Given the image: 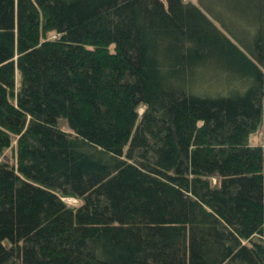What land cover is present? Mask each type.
<instances>
[{"label":"trees","instance_id":"obj_1","mask_svg":"<svg viewBox=\"0 0 264 264\" xmlns=\"http://www.w3.org/2000/svg\"><path fill=\"white\" fill-rule=\"evenodd\" d=\"M261 123L264 0H0V264H264Z\"/></svg>","mask_w":264,"mask_h":264},{"label":"rangeland","instance_id":"obj_2","mask_svg":"<svg viewBox=\"0 0 264 264\" xmlns=\"http://www.w3.org/2000/svg\"><path fill=\"white\" fill-rule=\"evenodd\" d=\"M185 1H190L192 3L197 4V0H185ZM206 59L208 60V57H206ZM197 75H198V73H197ZM16 80L18 82V78ZM248 143L251 146L252 145H260V146L264 145V129H263V124L262 123L259 125L257 130L249 136ZM0 160L4 161V162H6L7 164H10V165L14 164L15 158H14L13 149L9 148L7 150L2 151L0 153ZM65 202L68 205H77L78 204V202L76 200H72V199H65ZM256 238H258L256 240L259 241L264 246V235L262 237H258L257 236Z\"/></svg>","mask_w":264,"mask_h":264}]
</instances>
